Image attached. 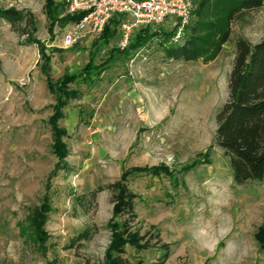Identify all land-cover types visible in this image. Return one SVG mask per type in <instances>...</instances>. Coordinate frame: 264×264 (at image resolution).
<instances>
[{
  "label": "rangeland",
  "instance_id": "obj_1",
  "mask_svg": "<svg viewBox=\"0 0 264 264\" xmlns=\"http://www.w3.org/2000/svg\"><path fill=\"white\" fill-rule=\"evenodd\" d=\"M215 1L199 57L186 62L166 56L169 22L139 50L119 51L118 34L65 49L61 0H0L22 14L25 32L0 18V264H264V179L235 185L213 145L235 41L264 38V7L237 15L211 60L229 0ZM92 54L100 74L48 88ZM153 166L168 171H142ZM120 180L136 195L127 228L107 188Z\"/></svg>",
  "mask_w": 264,
  "mask_h": 264
},
{
  "label": "trees",
  "instance_id": "obj_2",
  "mask_svg": "<svg viewBox=\"0 0 264 264\" xmlns=\"http://www.w3.org/2000/svg\"><path fill=\"white\" fill-rule=\"evenodd\" d=\"M215 0H200V5L196 11L197 17L192 26H189L190 35L187 36L181 45H170L166 50V56L171 60L191 61L199 57L200 43L199 29L203 12ZM227 11L223 12L224 26L218 32V39L214 51L210 53L209 59L213 60L217 56L220 47L227 42L230 29L229 25L234 18L246 11L258 10L264 7V0H229L227 1ZM0 18L6 20L11 25L12 31L18 36H24L25 32H19L18 26L23 23L24 17L20 12L10 9L0 8ZM77 17H63V24L71 22ZM119 20L115 18L106 26L102 39L103 42L109 41L110 38L117 35ZM186 31L188 30L185 29ZM170 36L172 33L169 34ZM157 32H152L145 28L134 34L129 48L122 52L139 50L144 47L148 41L157 37ZM215 36V35H214ZM211 37V33L209 34ZM234 60L227 78L228 97L226 102L219 108L216 113V127L213 138V145L223 151L224 157L229 161V167L232 173V179L236 185H244L250 181L260 182L264 179V38L259 43L252 45L246 40L237 39L235 41ZM94 54H92L87 65L79 72L73 74H64L60 77L59 82L55 85L48 81V88L53 86L58 93L74 80L81 78L84 80L92 79L95 71L100 74L102 69L94 65ZM48 79V77H47ZM66 97L67 94H64ZM73 94L71 96H74ZM57 119V117H56ZM54 117L52 128L54 132L62 133L64 130L57 128L58 122ZM56 133V134H57ZM59 138H56L55 147L60 151L59 157H65L66 151ZM168 171L165 166H153L149 169L144 168L146 173L158 174L160 171ZM113 192L112 206L113 217L124 218L123 226L127 228L128 223L134 218V201L136 195L128 190L126 182L120 180L107 186ZM97 192H92L91 197L95 198ZM79 240L87 239L86 233H81ZM256 240L259 244L264 243V223L259 227L256 234ZM135 246V241L131 242ZM121 252L120 249H118ZM113 264H127L119 256Z\"/></svg>",
  "mask_w": 264,
  "mask_h": 264
},
{
  "label": "built area",
  "instance_id": "obj_3",
  "mask_svg": "<svg viewBox=\"0 0 264 264\" xmlns=\"http://www.w3.org/2000/svg\"><path fill=\"white\" fill-rule=\"evenodd\" d=\"M193 0H61L63 17H77L64 26L62 47L88 39L101 38L106 26L117 18L119 51L128 49L135 33L145 28L158 33V28L171 23L169 45L178 44L190 24Z\"/></svg>",
  "mask_w": 264,
  "mask_h": 264
},
{
  "label": "water",
  "instance_id": "obj_4",
  "mask_svg": "<svg viewBox=\"0 0 264 264\" xmlns=\"http://www.w3.org/2000/svg\"><path fill=\"white\" fill-rule=\"evenodd\" d=\"M99 155H100V157H103L104 155H103V151L102 150H100V153H99Z\"/></svg>",
  "mask_w": 264,
  "mask_h": 264
}]
</instances>
